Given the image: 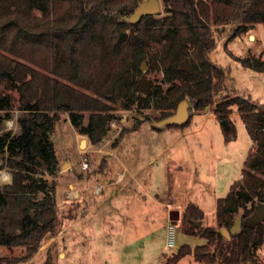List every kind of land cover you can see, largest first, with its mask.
Segmentation results:
<instances>
[{"label":"trees","instance_id":"1","mask_svg":"<svg viewBox=\"0 0 264 264\" xmlns=\"http://www.w3.org/2000/svg\"><path fill=\"white\" fill-rule=\"evenodd\" d=\"M139 1L0 0V130L15 103L23 114L17 119L18 134L0 135V152L8 155L0 169L12 174V182L0 186V245L22 248L26 254L19 262L27 261L46 236L60 229L47 180L36 178L59 170L49 136L59 113L67 112L77 134L96 145L114 119L111 103L116 100L125 111H163L158 121L174 114L184 99L194 112L207 110L209 88L202 74L179 66L193 39L212 82L213 113L218 123H228L226 130L220 126L224 142L236 139L230 119L235 107L253 149L243 162L241 178L217 200L215 226L196 227L193 222H201L203 212L193 204L185 208L180 231L199 236V241L193 251L183 244L166 264L189 255L196 264H260L257 251L264 241V222L254 228L242 224L228 237L220 230L228 231L238 216L244 222L257 203H264V104L237 93L219 98L229 74L211 62L209 54L216 44L212 24L232 26V37L264 25V0H162L161 13L145 15L136 24L125 22ZM263 55L239 58V64L264 72ZM144 61L147 71L141 67ZM161 67L163 81L172 87L165 93L157 87L151 95L140 94L138 78ZM17 262L0 257V264Z\"/></svg>","mask_w":264,"mask_h":264},{"label":"rangeland","instance_id":"2","mask_svg":"<svg viewBox=\"0 0 264 264\" xmlns=\"http://www.w3.org/2000/svg\"><path fill=\"white\" fill-rule=\"evenodd\" d=\"M160 2L162 8V0ZM211 27L215 31L216 44L209 59L229 74L226 89L218 97L228 98L237 93L264 103V75L239 64V58L258 57L264 53V25H257L235 37H232L230 25L212 24ZM185 28L188 31L187 25ZM186 49L188 54L181 59L179 66L187 58L189 72L195 68L196 72L202 74V81L209 88L210 104L207 110L194 112L191 102L186 99L191 116L187 123L154 129V123L159 122L163 111H156L152 107L139 112L133 109L125 111L121 109L122 101L116 100L111 103L115 110L110 114L114 119L106 136L96 145L87 135L77 134L67 112L59 113L60 120L49 136L56 154L66 165L62 169L58 167L54 175L42 173L36 178L47 180L55 199L60 229L56 235L46 236L36 254L27 261L19 262L26 254L22 248L9 250L0 245V257L18 261L15 264H157L159 257H164L166 263L183 244L190 243L191 239L180 231L185 223L179 214L180 220L174 229L175 245L170 250H163L170 200L166 199L167 190L162 180H169L170 186L174 184L172 197L178 205L194 202L195 191L202 184L203 188H207L211 183L214 163L218 192H221L228 177L231 181L239 178L249 140L235 107L230 118L236 131L234 141L225 143L219 123L213 127L209 115L216 100L212 82L193 39ZM143 67L146 69L144 71L149 69L146 61ZM144 76L150 79L153 88L160 87L164 93L172 87L163 81V67L158 71L144 72L141 77ZM247 90L249 95L246 94ZM10 94L17 97L14 91ZM3 114L0 112V115ZM9 115L10 118L2 124L0 135L20 132L17 119L23 114L17 109V103ZM115 153L122 154V158L132 157L135 167H141L145 177L150 174V181L159 190L156 192L149 188L147 192L139 191L130 208L118 200L114 193L116 176L121 170H126ZM7 156L5 152H0V165ZM84 159L88 163L87 169L81 167ZM1 172L8 174L9 180H0V186L10 184L11 172L5 168H1ZM183 183H186V187ZM100 184L104 186L96 192ZM228 190L229 187L222 193L223 196ZM123 225H126L125 228ZM257 256L259 263L264 264V241L259 246ZM189 261L190 257L185 256L179 264H190Z\"/></svg>","mask_w":264,"mask_h":264},{"label":"crops","instance_id":"3","mask_svg":"<svg viewBox=\"0 0 264 264\" xmlns=\"http://www.w3.org/2000/svg\"><path fill=\"white\" fill-rule=\"evenodd\" d=\"M260 74L264 75V72H261ZM248 92L249 91L247 90L246 91L247 95H249ZM262 104H264V103H262ZM209 115H210L212 125H213V127H215L218 122H217L216 117L213 113V109L209 112ZM243 128H244V125H243ZM244 130H245V128H244ZM247 135H248V133H247ZM248 140H249V143H248L249 146H248V150L245 152V159H246L247 154L253 149L249 136H248ZM166 148H164V150L167 151ZM115 155H116L119 163L126 170V171L121 170L120 172H118V174L116 176V180H115L116 185H115L114 193H115V196L118 200L123 201L125 203V205L130 208L135 202L134 198L139 196V191L147 192L149 188L150 189L152 188L153 191H156V192L159 190L158 186L155 183H153L152 181H150V178H149L150 174H147L145 177V176H143V174H144L143 169L141 167H135V161L132 157L122 158L123 157L122 154L120 155L118 153L117 154L115 153ZM57 159H58V167L62 169L63 166L66 165V162L62 161L58 157V155H57ZM212 165H213V168L211 170V178H210L211 183L207 186V188L206 187L203 188L204 184H202V187H199L195 191L194 195L196 198H195L194 202H189L186 204L178 205V202L176 200H174L172 197L173 195H172L171 190H172L174 184L172 183L173 185L171 184V186H170L169 180L165 179L166 182H164V179L162 180V183H164V185L166 186V187L164 186V188H166V190H167L166 191L167 192L166 199L170 200L169 201L170 208L168 210L177 211L178 216H179V214H180V216L181 215L183 216L185 208L189 204L196 205L203 212V215H202L203 218L201 219V223H202L203 228L215 226L216 217H217V215H216L217 200H218V198L224 197L223 196L224 194H222V193H224V191H227L228 187L230 189L231 185L236 181V180L231 181V179L229 180V177H228V180L225 181L226 183H224V185L222 186L221 192H218V183L216 182L217 169H216V166L214 165V163ZM126 172H128V173H126ZM240 178H241V174L239 175V178L237 180H239ZM183 184H184V187H186V183H183ZM99 186H104V185L100 184ZM228 192H229V190H228ZM156 197H158V195H156ZM169 212H168V216H169ZM183 218H184V216H183ZM168 220H170L169 217H167V222H168ZM179 220H180V217H179ZM179 220H178V222H179ZM125 226H124V228H125ZM187 237H189V236H187ZM189 238L191 239V241L189 244L188 243L187 244L190 246V249H192V251H193L194 246L199 241V236L197 238H191V237H189ZM189 257H190V261H189L190 264H196L194 261L193 255H189ZM123 259H121V262L123 261ZM179 262L177 264H179ZM157 264H166L164 257H159Z\"/></svg>","mask_w":264,"mask_h":264},{"label":"water","instance_id":"4","mask_svg":"<svg viewBox=\"0 0 264 264\" xmlns=\"http://www.w3.org/2000/svg\"><path fill=\"white\" fill-rule=\"evenodd\" d=\"M161 11V2L160 0H142L137 3L136 8L124 17V21L129 24H136L140 22V20L145 15H157ZM145 61L142 63V70H146L144 66ZM188 59L185 58L184 62L180 64V69L186 72H189V66L187 65ZM138 83V92L142 95H151L155 88L152 87V83L150 79L141 77L137 80ZM188 101L182 100L178 103V106L174 112V114L170 115L169 117L163 118L161 121L154 123L156 128H162V126H170V125H184L190 119L189 112H188ZM219 125L222 129L226 130L228 128V123L226 120H222L219 122ZM178 212L177 211H170L169 212V219L174 225H177L179 220ZM264 222V203H257L255 205L254 211L251 215L242 222L240 216H238L232 227L227 231L226 229L222 228L220 232H222L226 237H228L232 233L239 232L241 225L249 226L254 228L257 224ZM193 224L198 227L201 222L198 221L197 223L193 222Z\"/></svg>","mask_w":264,"mask_h":264},{"label":"built area","instance_id":"5","mask_svg":"<svg viewBox=\"0 0 264 264\" xmlns=\"http://www.w3.org/2000/svg\"><path fill=\"white\" fill-rule=\"evenodd\" d=\"M81 167L83 169H87L88 167V163L86 161V159H84L81 163ZM102 188V186H98L97 187V191H100ZM174 229H175V225L171 222V220L168 221V224L166 225V229H165V243L163 246V250H170L171 248L174 247L175 245V233H174Z\"/></svg>","mask_w":264,"mask_h":264},{"label":"bare ground","instance_id":"6","mask_svg":"<svg viewBox=\"0 0 264 264\" xmlns=\"http://www.w3.org/2000/svg\"><path fill=\"white\" fill-rule=\"evenodd\" d=\"M82 145H84V143H82ZM0 180L1 181H7V180H9V176H8V174H6V173H0Z\"/></svg>","mask_w":264,"mask_h":264}]
</instances>
